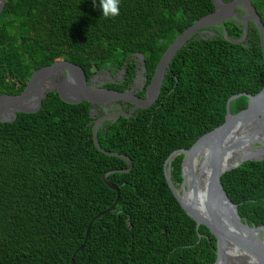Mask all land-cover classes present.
<instances>
[{"label": "trees", "instance_id": "16d2710c", "mask_svg": "<svg viewBox=\"0 0 264 264\" xmlns=\"http://www.w3.org/2000/svg\"><path fill=\"white\" fill-rule=\"evenodd\" d=\"M252 2L264 23V0ZM214 10L213 0H121L120 15L104 18L99 0H6L0 95L21 94L34 72L55 63L76 64L90 78L138 53L150 80L178 37ZM226 33L242 35L228 24L217 37H193L152 108L130 125L121 119L101 127L100 146L133 161L129 173L108 178L121 193L113 212L100 215L118 199L103 176L128 165L96 148L90 103L71 105L50 93L37 113L0 122V264H215L216 238L204 226L197 231L169 188L165 163L224 124L230 97L264 88L256 26L242 44ZM248 102L235 100L231 112ZM183 159L172 163L178 188ZM222 183L243 221L264 226V161L245 162Z\"/></svg>", "mask_w": 264, "mask_h": 264}, {"label": "water", "instance_id": "95a60500", "mask_svg": "<svg viewBox=\"0 0 264 264\" xmlns=\"http://www.w3.org/2000/svg\"><path fill=\"white\" fill-rule=\"evenodd\" d=\"M213 3L215 11L186 29L165 52L148 87V99L143 104L134 96L127 93L92 89L91 85L88 84V78L83 68L69 62H59L34 72L21 94L0 96V122H15L20 113H37L41 110L43 101L50 93H57L63 102L71 105L84 102L96 104L115 100H129L142 104V108H149L160 97L167 71L174 58L187 43L204 29L223 25L228 19H233V17L246 22L244 29L246 34L249 31V21L254 23L260 34L264 57V23L252 0H234L229 4L224 3L223 0H213ZM5 7L6 0H0V14L4 12ZM238 8H241L244 12L243 17L239 16L236 12ZM225 38L231 43L241 44V41L234 40L229 35H226ZM135 56L142 60L143 71L146 72L145 56L141 53ZM241 97L249 99L248 107L239 114H233L231 112L232 103ZM121 116L125 117V112L102 117L93 126V138L96 148L107 156L124 160L128 165L126 169L109 171L104 174L103 180L105 184L117 192L118 199L114 206L100 215L113 212L121 196L119 188L109 182V176L115 173H129L133 168V161L130 157L116 152L105 151L98 141L99 131L103 123L106 121L116 123ZM263 120L264 88L257 95L250 93L236 94L230 97L227 102V114L224 124L202 136L189 150L174 152L165 163V176L169 188L185 212L197 224V231L199 232L200 227L204 226L216 238L217 260L215 264H232L231 259L234 256L229 253L231 249L242 251L258 264H264V226H250L243 221L237 206L229 198L222 183V177L227 172L239 168L245 162L264 161V156L257 158L255 156H259V153H255L252 157L242 158L235 165H224V157L228 150L229 139L238 128ZM258 130L264 131V126ZM232 145H236V143ZM204 147L208 148V152L203 164L209 168V173L206 178L207 185L205 186L206 190L204 194L206 196L204 201L206 206L205 204L201 206L199 202L201 194L199 187L196 184H188L187 179L188 177H196L197 154ZM179 155H184V159L182 163L183 181L178 188L172 181L171 175L172 163ZM190 191H192V199L188 198ZM100 215L95 217L92 223ZM92 223L88 228L86 238H88ZM199 237L202 239L203 235H199ZM80 250H82V247ZM72 263L74 264V260H72Z\"/></svg>", "mask_w": 264, "mask_h": 264}, {"label": "flooded vegetation", "instance_id": "af4514ba", "mask_svg": "<svg viewBox=\"0 0 264 264\" xmlns=\"http://www.w3.org/2000/svg\"><path fill=\"white\" fill-rule=\"evenodd\" d=\"M233 1L234 0H223V2L226 4H229ZM236 12L239 14V16L241 17L244 16V12L242 11L241 8H238ZM228 24H234L239 28V31H242V35L240 34L239 37H236L238 35L237 33L238 31L234 32L236 38H232L231 36L230 37L234 40L241 41V44L246 43L249 33L248 31V33L246 34L244 30L246 27V22L240 21L236 17H233V19H228L223 25L212 26L204 29L199 34H197V37H202V38L217 37L222 32L223 29L227 31ZM253 24L254 23L252 21H249L248 30L251 28ZM231 30H233V27L231 28ZM226 35L229 34L226 33L225 36ZM130 62H133L135 65L133 71L130 70L129 68ZM152 78L149 80L148 70H146V72L143 71L142 60L139 57L133 55V57L131 56L121 66L109 64L107 67L95 71L94 74L90 78H88V84L91 85L92 89H99L103 91L109 90V91H115L117 93H127L129 95L134 96L136 99H138V101H140L143 104L144 101L148 99L147 92H148V87L152 81ZM2 95H9V94H2ZM142 104L139 103L137 104L135 103V101L132 102L129 100H125V101L115 100L111 102L91 104L90 115L93 122H96L98 119L102 117L112 116L120 112H125V117L121 116L118 119V121L123 119L127 122V125H130L133 122L134 118L138 116L141 110L150 109L156 103L152 104L149 108H142L141 106ZM106 123H113V122L106 121L103 123L102 126H104Z\"/></svg>", "mask_w": 264, "mask_h": 264}, {"label": "bare ground", "instance_id": "6f19581e", "mask_svg": "<svg viewBox=\"0 0 264 264\" xmlns=\"http://www.w3.org/2000/svg\"><path fill=\"white\" fill-rule=\"evenodd\" d=\"M264 126V120L258 122H252L241 128L234 133V135L229 139L228 150L224 157V165H235L242 158L253 156L255 153H259L257 158L264 156V132H258L261 127ZM257 133L254 135V133ZM236 145H232L235 144ZM231 146V147H230ZM208 148H201L197 154L196 163V177H188L187 183L190 185L196 184L200 190V203L201 206L206 203L205 198V186L207 185V174L209 173V168L203 164L204 158L207 155ZM193 187V186H192ZM188 198L192 199V191L188 193ZM264 242V238H263ZM229 253L234 257L231 259L232 264H258L254 259L249 257L246 253L231 249Z\"/></svg>", "mask_w": 264, "mask_h": 264}, {"label": "clouds", "instance_id": "9594fccd", "mask_svg": "<svg viewBox=\"0 0 264 264\" xmlns=\"http://www.w3.org/2000/svg\"><path fill=\"white\" fill-rule=\"evenodd\" d=\"M99 6L104 18H116L120 15L121 0H99Z\"/></svg>", "mask_w": 264, "mask_h": 264}, {"label": "rangeland", "instance_id": "374dc122", "mask_svg": "<svg viewBox=\"0 0 264 264\" xmlns=\"http://www.w3.org/2000/svg\"><path fill=\"white\" fill-rule=\"evenodd\" d=\"M199 38H202V37H199ZM258 132H264V131H258ZM257 133V131L254 133V135Z\"/></svg>", "mask_w": 264, "mask_h": 264}]
</instances>
